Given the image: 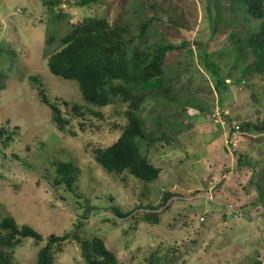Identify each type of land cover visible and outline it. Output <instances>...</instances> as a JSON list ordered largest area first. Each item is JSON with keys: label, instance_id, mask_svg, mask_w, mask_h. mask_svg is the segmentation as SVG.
I'll return each instance as SVG.
<instances>
[{"label": "rangeland", "instance_id": "374dc122", "mask_svg": "<svg viewBox=\"0 0 264 264\" xmlns=\"http://www.w3.org/2000/svg\"><path fill=\"white\" fill-rule=\"evenodd\" d=\"M50 1L0 0V128L5 130L0 136V223L13 217L45 237L70 231L85 238L100 236L120 264L261 262L264 207L249 181L253 178L264 190L260 128L264 74L244 72L253 58L236 60L230 27L219 22L213 33L208 0H99L82 7L77 5L79 0L47 4ZM213 2L216 14H224L230 3ZM87 16L107 17L111 23L127 20L134 34L138 16H158L147 44H189L170 52L163 68L179 99L189 98L197 106L192 105L195 116L182 119L176 113L178 104L163 101L148 104L143 112L148 127L152 126L150 108L165 119L170 117L174 125L171 141L143 145L144 154L162 170L153 182H142L126 172H107L95 160V149L111 145L121 135L126 103L88 107L77 81L49 69L48 57L60 48L61 38L73 22ZM50 37L55 40L50 42ZM203 46L227 75L229 86L222 96L199 58ZM41 89L70 120L64 131L53 121L51 108L42 103ZM75 103L101 112L103 118L77 115L72 109ZM247 123L257 130L232 131V126ZM167 125H162V131L169 130ZM9 132L13 140L5 145ZM60 161L79 168L72 190L60 181L56 165ZM166 191L176 195L154 210L159 222L147 220L145 213L151 210L147 206L160 205ZM116 209L129 215L119 216ZM22 241L11 250L13 264H37L46 240ZM55 264H87L80 243L71 238L62 251L56 249Z\"/></svg>", "mask_w": 264, "mask_h": 264}, {"label": "trees", "instance_id": "16d2710c", "mask_svg": "<svg viewBox=\"0 0 264 264\" xmlns=\"http://www.w3.org/2000/svg\"><path fill=\"white\" fill-rule=\"evenodd\" d=\"M52 1L47 4L56 3ZM95 1L99 0H79L77 5L82 7ZM213 1L207 2V16L213 33L217 32L219 22L230 27L229 37L236 53V60L245 62L253 58L244 72L264 74V0H229L230 3L225 7L224 14L220 11L216 14ZM219 5L220 3L216 2L217 8L220 7ZM222 15H226L225 20L221 18ZM57 17L62 19L63 16L59 14ZM158 18L152 16L145 19L138 16L139 22L136 24L138 32L134 34L133 25L127 20L111 23L107 17H84L80 22L72 23L71 31L61 38L60 48L48 57L51 73L78 82L82 99L88 107L126 103V110L123 111L126 123L122 126L115 124L121 127V135L111 145L95 149V160L107 172L116 174L126 172L147 183L159 179L162 170L144 154L143 145L145 143L150 145L158 140L171 141L174 125L169 116L165 119L166 116L163 117V114L156 113L155 108H150L149 123L152 126L148 127V122L143 117L146 106L151 103L160 105L162 101L169 106L178 104L176 113L183 116L182 119L194 117L195 113H191V110L192 105L196 106L189 98L179 99V95L174 92L173 82L167 80L163 68L170 52L185 49L189 44L186 42L162 44L156 41L147 44L146 42L152 23ZM50 40L55 39L50 37ZM201 50L199 58L213 75L215 91L222 96L229 86L226 82L227 75L222 74L220 67L211 60V53L207 48L203 46ZM8 52L13 53V50L8 49ZM2 84L0 76V89L3 88ZM40 95L42 103L51 108L53 121L60 130L64 131L70 120L63 115L59 105L49 100L42 89ZM65 105H68L67 101ZM72 109L77 115L84 116L91 113L103 118L101 112H94L91 108L84 110L77 103L73 104ZM167 122L170 132L162 131V125ZM260 125L264 131V120ZM256 128L253 124L247 123L238 127L232 126V131L257 130ZM4 133V128H0V136ZM72 134L76 135L75 132ZM11 140L13 136L9 132L4 144L7 145ZM56 165L60 181L70 190L74 189L79 168L62 161ZM249 186L257 188L264 207V190L261 184L251 178ZM175 195L176 192L166 191L160 205H148L151 210L145 213L146 219L154 223L159 222V214L154 210L167 204ZM116 214L129 215L128 212L121 213L118 209ZM0 227L3 231L0 233V264H13L14 256L11 250L28 237L37 243L46 240L45 245L38 251L37 264H55L56 249L62 251L64 243L71 238L80 243L87 264H120L117 254L107 247L102 237L97 235L85 238L70 231L63 235L53 233L45 237L31 225H19L13 217H5ZM261 262L255 263L261 264Z\"/></svg>", "mask_w": 264, "mask_h": 264}, {"label": "built area", "instance_id": "2783aa9c", "mask_svg": "<svg viewBox=\"0 0 264 264\" xmlns=\"http://www.w3.org/2000/svg\"><path fill=\"white\" fill-rule=\"evenodd\" d=\"M262 264H264V261L262 262Z\"/></svg>", "mask_w": 264, "mask_h": 264}]
</instances>
